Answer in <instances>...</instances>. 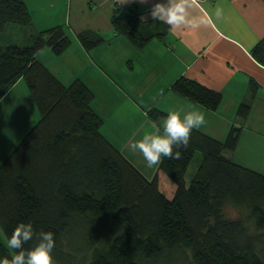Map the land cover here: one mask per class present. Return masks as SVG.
Instances as JSON below:
<instances>
[{"label":"trees","instance_id":"obj_1","mask_svg":"<svg viewBox=\"0 0 264 264\" xmlns=\"http://www.w3.org/2000/svg\"><path fill=\"white\" fill-rule=\"evenodd\" d=\"M7 24L28 27L31 43L0 45V98L24 80L39 119L0 163V230L6 241L20 222H31L34 234L23 248L41 242L40 230L52 232L53 264H264V175L224 156L236 148L241 127H231L223 141L193 128L186 146L173 145L179 158L162 156L147 180L101 134L92 91L79 79L63 85L36 59L43 47L63 54L70 46L65 31L33 34L20 0H0V33ZM143 25L134 10L111 20L113 32L137 50L169 30ZM77 39L87 52L103 42L87 32ZM250 54L264 67V37ZM170 90L208 111L222 99L183 76ZM249 110L241 104L237 117L246 119ZM147 115L158 125L167 113L152 107ZM197 152L201 161L186 184ZM226 207L238 217L226 218ZM12 255L0 239V258Z\"/></svg>","mask_w":264,"mask_h":264},{"label":"crops","instance_id":"obj_2","mask_svg":"<svg viewBox=\"0 0 264 264\" xmlns=\"http://www.w3.org/2000/svg\"><path fill=\"white\" fill-rule=\"evenodd\" d=\"M20 1L30 13L35 33L55 27L65 31L70 46L63 58H68L69 64L81 53L84 57L90 54L80 45L79 33L101 38L103 42L91 49V63L109 83L111 95L126 104L131 103L130 94L145 87L147 92L158 95L171 92L172 83L181 76L219 92L222 99L215 111L173 92L176 106L170 112H180L181 118L192 111L202 113L205 122L195 129L218 141L226 138L231 127H241L236 148L224 156L264 175V67L250 54L264 37V0H184L185 19L195 20V26L189 23L173 26L166 22V17L164 20L152 17L157 0ZM131 10L147 29L164 31L167 26L169 30L162 38L150 40L143 49H135L111 28L113 17L127 15ZM47 48H41L35 57L49 70L46 61L54 63L55 57ZM61 65L65 76L68 66ZM127 74H135V80L122 76ZM251 82L255 84L252 92ZM22 84V79L18 80L0 98V163L39 119L29 91ZM241 104L250 107L244 120L236 114ZM101 129L103 137L122 154L116 142Z\"/></svg>","mask_w":264,"mask_h":264},{"label":"rangeland","instance_id":"obj_3","mask_svg":"<svg viewBox=\"0 0 264 264\" xmlns=\"http://www.w3.org/2000/svg\"><path fill=\"white\" fill-rule=\"evenodd\" d=\"M29 32L30 29L28 27L7 24L5 25L4 31L0 33V45L28 46L31 43ZM64 53L61 54L62 56L54 55V63L46 61L48 64L46 66L49 68V71L65 86H68L74 79L79 78L92 91L94 94L92 108L94 107L99 112L98 115L103 122L101 131L109 134V138L121 148L122 154L131 165L147 180H151L159 163L149 167L143 154L139 150H131L130 145L142 139L146 132L154 135L164 134L159 127L163 125V120L159 119L158 126L149 118L147 111L155 107L160 112H170L176 106L173 92L158 95L157 93L147 92L148 88L145 87L143 90H139L138 93L135 91L133 94H130L131 97L129 99L131 103L127 102V105L125 101L116 99L113 94L111 95L112 90L107 85L109 83L104 80L103 74L95 70L94 65L91 63V50L87 52L90 53L88 56L84 57L83 53H81L78 59H74L70 64L68 58H63ZM62 63L68 66L66 67L67 74L65 76L61 73ZM129 66L127 65V67ZM68 72L72 73L69 74ZM122 76L130 80H135V74ZM22 83V85H26L24 80H22ZM29 97L31 98L30 93ZM148 104H150L149 107H147ZM32 105L34 107L35 104ZM34 108V111H37L36 106ZM106 130L111 131L106 132ZM200 161L201 154L197 152L187 169L185 175L186 184L190 182ZM224 216L228 219L238 217L235 210L229 207L224 209ZM261 235L264 239V231L261 232ZM0 239L6 245L7 241L4 235H1Z\"/></svg>","mask_w":264,"mask_h":264},{"label":"clouds","instance_id":"obj_4","mask_svg":"<svg viewBox=\"0 0 264 264\" xmlns=\"http://www.w3.org/2000/svg\"><path fill=\"white\" fill-rule=\"evenodd\" d=\"M184 0H167L166 3L157 0L151 10V15L155 19L164 20L169 25L179 26L182 23H189L195 26V20L185 19ZM163 135H154L146 132L142 139L130 145L131 150H139L145 158L149 167L160 162L161 157L179 158L180 152L173 153V145L182 142L184 146L188 144L190 132L193 128H198L205 122L204 115L197 111L188 112L181 118L180 112H169L162 117ZM34 234L31 222H20L7 238L6 247L13 250L11 259L0 258V264H53L51 256L55 247L53 233L40 230L42 240L31 249H24L23 244L29 241ZM19 249V252L15 250Z\"/></svg>","mask_w":264,"mask_h":264}]
</instances>
